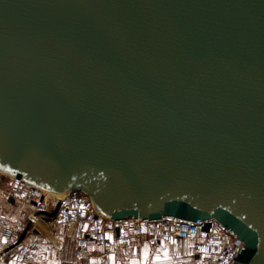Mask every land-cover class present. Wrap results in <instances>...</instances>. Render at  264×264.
Instances as JSON below:
<instances>
[{
  "label": "water",
  "instance_id": "95a60500",
  "mask_svg": "<svg viewBox=\"0 0 264 264\" xmlns=\"http://www.w3.org/2000/svg\"><path fill=\"white\" fill-rule=\"evenodd\" d=\"M0 172L264 264V0H0Z\"/></svg>",
  "mask_w": 264,
  "mask_h": 264
},
{
  "label": "built area",
  "instance_id": "2783aa9c",
  "mask_svg": "<svg viewBox=\"0 0 264 264\" xmlns=\"http://www.w3.org/2000/svg\"><path fill=\"white\" fill-rule=\"evenodd\" d=\"M48 218L39 211H52ZM37 217L53 226L65 227L74 240L78 257H101L132 247L146 239L173 249L186 247L187 255L170 264H227L239 243L229 229L213 217L188 220L174 216L153 219L126 217L114 219L92 207L82 190L52 194L0 172V264L17 252V240L25 223ZM24 242V241H22ZM189 247V248H188Z\"/></svg>",
  "mask_w": 264,
  "mask_h": 264
},
{
  "label": "crops",
  "instance_id": "0c3cea01",
  "mask_svg": "<svg viewBox=\"0 0 264 264\" xmlns=\"http://www.w3.org/2000/svg\"><path fill=\"white\" fill-rule=\"evenodd\" d=\"M146 242L149 243L148 245L145 244V249H152L151 253H112L107 256L96 258L78 257L75 251L74 253H53L55 256L54 259L43 264H170L173 258L176 257L180 259L187 255V253L183 251L184 247L181 244L171 249L166 245L153 244L154 242L151 239L142 241V243ZM1 264L29 263L26 253H15Z\"/></svg>",
  "mask_w": 264,
  "mask_h": 264
},
{
  "label": "rangeland",
  "instance_id": "374dc122",
  "mask_svg": "<svg viewBox=\"0 0 264 264\" xmlns=\"http://www.w3.org/2000/svg\"><path fill=\"white\" fill-rule=\"evenodd\" d=\"M44 220L45 222L38 221L32 226L30 225L26 235L33 234L34 238L25 242L24 237V242L18 244L16 253H26L29 264L47 263V261L54 259L53 253H74V251L77 253L74 241L66 234V228L53 226L48 220ZM31 227L33 228L31 229ZM148 243L140 242L117 253H151L152 249H145V244L148 245ZM183 251H187L186 247Z\"/></svg>",
  "mask_w": 264,
  "mask_h": 264
},
{
  "label": "bare ground",
  "instance_id": "6f19581e",
  "mask_svg": "<svg viewBox=\"0 0 264 264\" xmlns=\"http://www.w3.org/2000/svg\"><path fill=\"white\" fill-rule=\"evenodd\" d=\"M52 194H54V193H52ZM38 221H41V222H45V220L43 219V218H41V217H37V220H36V222H38ZM37 226V225H36ZM39 227V226H38ZM33 227H31V229H32ZM46 228V227H45ZM40 229H41V227H40ZM37 230H39V229H37ZM42 232V231H41ZM32 238H34V235L33 234H31V235H29V234H27L26 236H25V242L26 241H30ZM36 238V237H35ZM50 241V240H49ZM54 241V240H53Z\"/></svg>",
  "mask_w": 264,
  "mask_h": 264
}]
</instances>
